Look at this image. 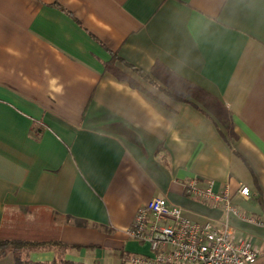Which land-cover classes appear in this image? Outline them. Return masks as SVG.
<instances>
[{
	"label": "crops",
	"instance_id": "crops-1",
	"mask_svg": "<svg viewBox=\"0 0 264 264\" xmlns=\"http://www.w3.org/2000/svg\"><path fill=\"white\" fill-rule=\"evenodd\" d=\"M155 65L215 97L233 134ZM190 180L257 222L189 196ZM154 197L229 223L264 264V0H0V229L28 208L68 245L21 259L132 264L151 250L127 230Z\"/></svg>",
	"mask_w": 264,
	"mask_h": 264
},
{
	"label": "built area",
	"instance_id": "built-area-1",
	"mask_svg": "<svg viewBox=\"0 0 264 264\" xmlns=\"http://www.w3.org/2000/svg\"><path fill=\"white\" fill-rule=\"evenodd\" d=\"M185 189L189 196L212 206L221 204L227 213L257 222L232 203L228 190L215 192L212 180L204 186L190 180ZM239 193L249 197L250 188L241 185ZM127 233L148 243L151 250V255H133L132 264H255L259 254L252 238H236L229 223L215 226L209 221H191L165 197H154L139 207Z\"/></svg>",
	"mask_w": 264,
	"mask_h": 264
},
{
	"label": "trees",
	"instance_id": "trees-1",
	"mask_svg": "<svg viewBox=\"0 0 264 264\" xmlns=\"http://www.w3.org/2000/svg\"><path fill=\"white\" fill-rule=\"evenodd\" d=\"M151 73L161 78L165 84V92L176 99L195 98L202 108L217 122H219L231 134L232 124L230 117L223 105L213 96L203 92L190 83L179 78L168 69L155 65ZM133 84V83H132ZM136 86L135 84H133ZM33 133L37 136L40 128L36 126ZM21 212L29 213L32 209L22 208ZM44 222V223H43ZM50 223L43 221L41 218L35 219L33 222H18L13 226L6 223L0 229V258L5 257L8 253H12L14 264H58L57 262L42 263L21 259V253L25 250H34L42 248H68L59 238L56 228ZM64 264H82L70 261H63Z\"/></svg>",
	"mask_w": 264,
	"mask_h": 264
},
{
	"label": "rangeland",
	"instance_id": "rangeland-1",
	"mask_svg": "<svg viewBox=\"0 0 264 264\" xmlns=\"http://www.w3.org/2000/svg\"><path fill=\"white\" fill-rule=\"evenodd\" d=\"M30 216H32V215H30V213L19 212L17 215H15L13 217L14 221L9 222V223L6 222V224L11 227V226L15 225L18 222L29 220L28 217H30ZM38 218L39 219L41 218L43 221L48 222V223H50L49 225H51V221H50L49 216L45 215L44 213H39L38 214ZM58 264H64V263L62 262V263H58Z\"/></svg>",
	"mask_w": 264,
	"mask_h": 264
}]
</instances>
